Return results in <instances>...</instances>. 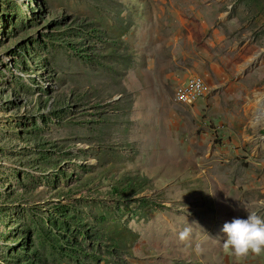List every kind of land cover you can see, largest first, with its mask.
Here are the masks:
<instances>
[{"label":"rangeland","instance_id":"rangeland-1","mask_svg":"<svg viewBox=\"0 0 264 264\" xmlns=\"http://www.w3.org/2000/svg\"><path fill=\"white\" fill-rule=\"evenodd\" d=\"M263 100L264 0H0V264H264Z\"/></svg>","mask_w":264,"mask_h":264},{"label":"built area","instance_id":"built-area-1","mask_svg":"<svg viewBox=\"0 0 264 264\" xmlns=\"http://www.w3.org/2000/svg\"><path fill=\"white\" fill-rule=\"evenodd\" d=\"M177 85L190 90V97L188 98L190 101H197L200 97L204 96V89L206 87H204V83H199V78L196 75H189Z\"/></svg>","mask_w":264,"mask_h":264},{"label":"bare ground","instance_id":"bare-ground-1","mask_svg":"<svg viewBox=\"0 0 264 264\" xmlns=\"http://www.w3.org/2000/svg\"><path fill=\"white\" fill-rule=\"evenodd\" d=\"M199 78V83H204V87H206L204 79L200 76L195 74ZM206 93V88L204 89V95ZM190 97V90L188 88H182L178 86L175 90L174 100L181 104L191 105L194 101H190L188 98ZM264 101V100H263Z\"/></svg>","mask_w":264,"mask_h":264}]
</instances>
